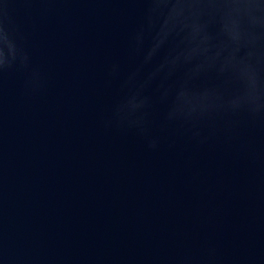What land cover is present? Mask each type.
I'll list each match as a JSON object with an SVG mask.
<instances>
[{
    "label": "water",
    "instance_id": "water-1",
    "mask_svg": "<svg viewBox=\"0 0 264 264\" xmlns=\"http://www.w3.org/2000/svg\"><path fill=\"white\" fill-rule=\"evenodd\" d=\"M0 264H264V0H0Z\"/></svg>",
    "mask_w": 264,
    "mask_h": 264
}]
</instances>
